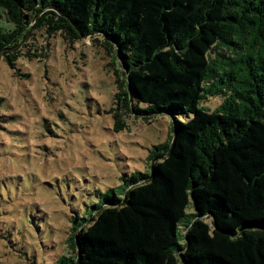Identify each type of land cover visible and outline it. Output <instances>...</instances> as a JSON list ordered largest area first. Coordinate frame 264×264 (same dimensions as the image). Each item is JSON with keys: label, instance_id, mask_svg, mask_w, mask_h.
Returning a JSON list of instances; mask_svg holds the SVG:
<instances>
[{"label": "trees", "instance_id": "trees-1", "mask_svg": "<svg viewBox=\"0 0 264 264\" xmlns=\"http://www.w3.org/2000/svg\"><path fill=\"white\" fill-rule=\"evenodd\" d=\"M0 8L12 24L0 26V58L13 74L28 76L17 60L40 57L42 38H89L119 61L113 131L130 116L173 119L144 171L122 173L88 221L74 217L68 255L54 264H264V0H0ZM210 97L220 98L212 109Z\"/></svg>", "mask_w": 264, "mask_h": 264}, {"label": "rangeland", "instance_id": "rangeland-1", "mask_svg": "<svg viewBox=\"0 0 264 264\" xmlns=\"http://www.w3.org/2000/svg\"><path fill=\"white\" fill-rule=\"evenodd\" d=\"M0 26L12 24L0 15ZM41 40L40 57L17 60L28 76L13 74L0 58V264H54L67 256L74 217L88 221L101 193L117 187L122 173L144 171L152 146L172 134L165 113L149 122L130 116L113 131L118 59L89 38ZM219 101L204 104L212 109Z\"/></svg>", "mask_w": 264, "mask_h": 264}, {"label": "water", "instance_id": "water-1", "mask_svg": "<svg viewBox=\"0 0 264 264\" xmlns=\"http://www.w3.org/2000/svg\"><path fill=\"white\" fill-rule=\"evenodd\" d=\"M127 73V72H126ZM127 76H128V73H127ZM128 83H129V81H128Z\"/></svg>", "mask_w": 264, "mask_h": 264}]
</instances>
